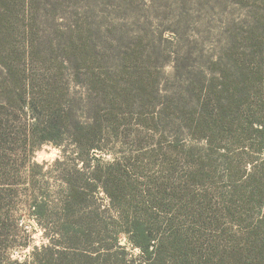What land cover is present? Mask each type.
I'll return each instance as SVG.
<instances>
[{"label":"trees","instance_id":"trees-1","mask_svg":"<svg viewBox=\"0 0 264 264\" xmlns=\"http://www.w3.org/2000/svg\"><path fill=\"white\" fill-rule=\"evenodd\" d=\"M114 1H120L122 7L131 3ZM32 21V0H0V175L11 167L9 156L1 150L17 136L11 122H19L23 115L33 120L28 133L27 129L22 132L26 148L31 142L33 147L47 142L60 146L65 137H71L77 150L70 160L75 165L62 172L57 202L50 204V197L43 194L32 198L33 214L50 240L33 264H211L210 252L217 246L205 247L204 243L218 221L210 217L212 199L204 193L200 199L192 190L198 179L201 183L215 180L212 188H217L221 212L213 213L216 218L221 214L241 234L237 244L214 254L218 262L264 264V163L259 162L260 156L249 157L245 166L248 163L251 168H242L230 157V146L239 143L245 151L240 156L264 151V59L252 68L245 59H231L233 63L226 66L232 73L211 79L199 90L197 86L184 89L183 97L182 93L176 96V109L156 107L152 100L155 90L150 84L146 89L143 78L137 76L134 83L116 77V71L125 75L122 62L128 58L123 61L113 54H96L87 59L65 47L62 59L33 55ZM104 48L110 50L107 45ZM50 62L73 70L83 64L97 66L98 73L91 77V93L96 95H90L85 104L71 97L61 100L51 79L38 78L35 73L38 65ZM139 91L143 93L134 96ZM135 98L143 103L136 104ZM151 106L153 111L147 112L142 124L163 137L170 134L176 141L186 135L207 142L198 153L192 146L176 144L168 158L164 154L166 170L179 177H167L156 191L139 189L126 175L129 165L135 163L132 155L113 161L99 156L111 144L129 138V114ZM7 109L14 118L9 122ZM80 112L87 117L84 122ZM249 141L254 147L247 145ZM216 154L222 160L219 170L224 168L225 176L220 179H225V186L216 187ZM100 195L106 197L108 207L100 204ZM122 238L139 250V259H126Z\"/></svg>","mask_w":264,"mask_h":264},{"label":"rangeland","instance_id":"rangeland-1","mask_svg":"<svg viewBox=\"0 0 264 264\" xmlns=\"http://www.w3.org/2000/svg\"><path fill=\"white\" fill-rule=\"evenodd\" d=\"M129 1L128 7H122L120 1L114 0H32V54L38 58L62 59L63 53L67 52L63 51L65 47L87 59L96 54H113L123 61L128 58V62H122L125 75L115 68L109 71H116V77L122 81L135 83L137 76L143 78L144 87L150 89L147 87L150 84L155 90L153 105L172 106L174 109L178 100L176 96L182 93L183 97L184 89L197 86L199 90L207 87L211 79L232 73L230 66H226L233 63L231 59H245L251 68L264 59V0ZM43 43L47 46L44 47ZM104 45L110 50H106ZM135 60H140V63ZM95 67L83 64L73 70L62 67L58 62H50L38 65L35 73L38 78L45 75L51 79L55 94L61 100L71 97L85 104L90 95H96L91 93V77L98 73ZM243 67L246 71L249 69V66ZM216 84L220 85V81ZM141 93L136 92L134 96ZM143 97L148 99L145 94ZM135 102L142 104L143 100L135 98ZM152 107L129 114V138L111 144L99 156L113 161L124 154L132 155L137 164H130L126 175L139 189L151 187L156 191L167 177L171 180L179 177V174L173 175L166 170L164 154L168 158L176 144L192 146L198 153L206 148L207 142L186 135L176 141L178 139L170 134L163 137L142 124L147 112L152 113ZM7 111L5 119L9 122L14 118L9 116L11 110ZM27 118L23 115L19 122H11L17 136L1 149L9 156L11 167L5 168L0 175V264H33L36 254H43V247L50 240L33 214L32 198L34 195H48L50 204L56 203L57 192L63 184L62 172L75 165L70 161L76 157L77 151L71 137H65L60 146L47 142L33 147L31 142L32 146L26 148L23 133H26L25 129L28 133V126L32 128L33 122ZM79 118L84 122L87 117L80 112ZM247 143L254 144L251 141ZM242 145L230 146V157L235 165L250 169V164L245 166L247 159L259 156V162L264 163V151L240 156L245 152ZM214 158L218 166V172L214 174L218 181L215 182L216 187L225 186V179H220L225 176L224 168L219 170L222 160L217 154ZM57 161L66 162L58 165ZM213 182L201 183L198 179L192 190L200 199L203 193L212 199L210 217L216 219L218 225L212 229L204 246H217L210 252L214 258L210 262L220 264L217 256L225 250L224 247L237 244L241 234L238 229L231 228L230 222L221 214L215 217L213 211H220V202L215 196L217 188H212ZM100 198V204L108 207L106 197L100 195ZM121 245L125 246L127 260L139 259V250L127 239L122 238ZM203 253L206 255L205 251Z\"/></svg>","mask_w":264,"mask_h":264}]
</instances>
